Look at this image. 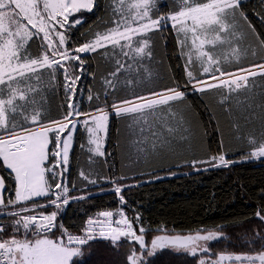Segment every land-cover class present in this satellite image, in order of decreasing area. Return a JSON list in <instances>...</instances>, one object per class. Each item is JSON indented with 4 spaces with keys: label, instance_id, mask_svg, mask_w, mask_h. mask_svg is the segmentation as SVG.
Here are the masks:
<instances>
[{
    "label": "snow or ice",
    "instance_id": "obj_1",
    "mask_svg": "<svg viewBox=\"0 0 264 264\" xmlns=\"http://www.w3.org/2000/svg\"><path fill=\"white\" fill-rule=\"evenodd\" d=\"M243 4L0 0V264H87L86 247L96 241L123 250L121 264H157L166 251L186 255L192 264H264V229L256 231L250 251H215L213 242L228 239L224 226L154 227L126 199L137 185L127 184L126 175L104 172L115 120L133 163L202 146L204 134L182 110L193 94L214 97L229 118L239 113L227 137L218 130L215 150L209 147L204 158L189 162L194 170L236 163L229 158L233 140L245 144L244 159H264V35ZM97 8L105 17L75 41L73 29L84 23L83 13ZM255 15L264 24V15ZM169 30L184 61L179 77L162 76L156 66L158 44ZM93 56L103 61L99 72L86 67ZM86 75L97 87L84 92ZM58 91L64 103L54 109L49 100ZM257 91L259 103L253 99ZM257 119L259 131L245 133ZM75 148L85 159L70 179ZM105 184L116 206L66 225L68 206L88 201L90 186L103 192ZM254 216L264 225V203Z\"/></svg>",
    "mask_w": 264,
    "mask_h": 264
},
{
    "label": "trees",
    "instance_id": "obj_2",
    "mask_svg": "<svg viewBox=\"0 0 264 264\" xmlns=\"http://www.w3.org/2000/svg\"><path fill=\"white\" fill-rule=\"evenodd\" d=\"M106 6V0H98ZM249 20L256 27V31L264 35V24L255 15H264L262 0H244L242 5ZM167 10V9H165ZM84 23L73 29V39L82 42L89 31L96 27L100 18L106 13L97 8L94 13H83ZM166 40V43L163 41ZM183 59L176 51V44L171 30L164 34L158 44L156 54L157 70L165 77H179L183 74ZM103 61L95 56L89 58L86 67L92 71L102 70ZM81 90L86 92L88 87H97L95 81L87 75L81 82ZM259 103V91L253 97ZM52 107L64 103L63 95L57 92L49 100ZM86 103V100H85ZM182 110L187 112L194 126H198L203 133V145L181 149L166 158L150 162L133 163L127 159V142L120 136L122 124L119 120L110 123L107 151L109 165L113 172H108L109 165L104 166V172L111 175L119 173L128 177L126 183L137 185L131 187L126 199L129 204L141 214L145 222L152 226L166 225L176 231H186L190 228L205 226L215 228L224 226L227 240L213 242L214 250H228L232 252L250 251L249 243L255 239L256 231L264 229L254 216L258 206L264 203V159L257 161L246 160L241 156V150L246 146L242 141H232L229 158L237 161L230 167L208 168L198 166L201 170H194L189 162L193 158H204L205 149L217 148L220 137L218 130H223L225 137L230 130L231 119L238 118L234 111L229 118L219 107L217 100L209 95L193 94L187 98ZM257 111H259L257 109ZM242 126L243 122L241 121ZM219 125V129H218ZM260 129L259 120L253 121L243 128L245 133L256 132ZM120 147H117V145ZM77 162L70 166V179H75L78 165L85 159V153L75 148ZM79 184V181H76ZM105 189L90 186L92 193L88 201L70 204L64 222L79 224L85 214L91 215L95 211L115 207L117 199L108 190L110 186L102 185ZM255 230V231H254ZM264 235V231H261ZM253 247H259L254 244ZM84 259L87 264H121L124 259L123 250L113 249L105 241L92 242V247L85 250ZM157 264H192V258L186 255H174L167 251L158 257Z\"/></svg>",
    "mask_w": 264,
    "mask_h": 264
},
{
    "label": "rangeland",
    "instance_id": "obj_3",
    "mask_svg": "<svg viewBox=\"0 0 264 264\" xmlns=\"http://www.w3.org/2000/svg\"><path fill=\"white\" fill-rule=\"evenodd\" d=\"M257 160H260V159H252V161H257Z\"/></svg>",
    "mask_w": 264,
    "mask_h": 264
}]
</instances>
